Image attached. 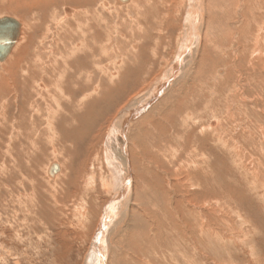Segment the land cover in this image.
<instances>
[{"label":"rangeland","instance_id":"1","mask_svg":"<svg viewBox=\"0 0 264 264\" xmlns=\"http://www.w3.org/2000/svg\"><path fill=\"white\" fill-rule=\"evenodd\" d=\"M145 1H147L146 4ZM145 1L136 0L135 3L130 0L132 5L139 7L141 15L147 9L146 5H149V0ZM188 1L166 0L165 7L158 6V10L161 11L155 12V15L160 16L164 21L160 20V23L156 21V25L154 24L150 29L144 28L147 27L144 21L147 22L150 19V17L147 19V16L150 15H146L144 19L142 16L136 19L135 14L130 10L132 6L130 2L125 4L126 7L124 4H117L116 0H40L37 3L26 1L24 9L21 10L19 6L17 7L16 0L0 1V17H14L23 26L20 35L22 39H19V45L17 44L16 48L22 44L25 57L20 64V57L13 61L11 67L14 73L18 70L24 73L27 68L26 60L30 53L34 52L32 57L38 56L41 61L37 68L41 73L39 72L38 75L45 72L47 75L44 74V76H51L57 69V65L53 66L55 58L58 61L63 54H68L66 48L70 50L73 46L80 51L77 50V53L67 59L71 63L68 74L74 81L77 78L74 82L76 86H85L89 89L87 88L89 82L84 76L82 78L81 72L77 75L73 61L76 60L79 64L88 62L89 59L86 58L88 55L84 53H93L94 59H92L94 68L90 70V72L93 71L89 83L91 84L90 94L92 93L89 99L91 105H87V108L92 106L93 125L89 126L92 128L88 138L78 135L76 140H70L71 137L67 139L58 136L61 133L60 128L62 132H65L73 127V135H68L72 137L77 134L78 129H84L85 119H83L82 110L85 105L75 107V110L81 112L75 115L78 118L77 124L71 125L67 123L69 121L66 113L69 106H67L66 96L60 97V108L55 105V102L50 105V99L46 101V106L34 92L31 93H34L33 97L36 99L32 96H28L29 99L26 97V93L34 89L25 74L20 76L21 79L14 73L5 74L6 79L2 82V90H0V96L2 95L0 98L4 96V101L0 99V103L3 101L0 107L2 104L11 106L10 116H12L16 113L14 105L19 103L20 106L23 103L25 105V102L31 99L33 103L40 105L38 107L42 117L38 114L35 116V113L31 114L33 108H30L31 111L26 108L28 117L24 120L26 123L22 124L26 125L24 128L19 127V129L12 120H9L8 124H1L7 128V134L5 133L0 141L1 158L11 165H17L20 171L15 170L16 173L20 172L17 173L20 175L18 176L13 169L11 181L14 177L16 178L15 186L11 183L13 187L7 186L12 189L6 186V188H0V245H3L0 247V264H85L91 248L96 244L98 246V241L95 240L96 236L100 239L101 231L98 232V230L104 217L106 228L102 231L106 237L101 241H103L102 246L108 245L105 264H114V262L115 264H264V30L261 31V25L264 22V0H218V2L201 0L197 8L199 14L197 13L195 19L197 21L193 28L196 35L193 34L192 39L189 40L188 46L189 44L190 46L187 49L192 50L195 44L202 48V42L205 41V51L202 56L204 59L202 62L188 59L190 53L186 49L188 52L183 54L181 61L179 60L180 66L177 63L175 68L171 66L176 63L181 35L184 34V28L188 25L186 23ZM182 3L186 4L181 5ZM212 3L217 6L211 5ZM128 4L131 6L129 7ZM141 4L145 5L141 6ZM144 6L146 7L143 8ZM168 6L171 7L169 8L172 12L165 17L163 13ZM212 6L215 7V12ZM65 9H70L74 16L76 14L85 16V12L98 15L96 19L93 17L94 25L92 26L94 27L89 31L90 36L82 27L77 28L76 31L72 28L73 25H67L68 21L65 22V20L74 16L67 13ZM224 9L228 10L224 11ZM147 11L145 14H148ZM53 15L55 20L58 18L57 22L51 19ZM200 16L204 17L200 18ZM217 21L222 23L219 24ZM209 26H211L210 29ZM212 28L214 29L211 32ZM145 31L148 33H144ZM251 34L252 40H250ZM234 35L238 36L234 37L235 40L231 38ZM257 35L258 38L260 37L258 41L254 38ZM143 36L147 37L141 38ZM86 41L90 42V48L82 50L83 46L80 43ZM209 43L213 46L211 47ZM104 47H107L108 51ZM251 47L254 51H251ZM63 48L65 50H62ZM233 50L235 55L231 53ZM200 51L201 49L198 53ZM205 62L208 64L207 70L203 65L201 66V63L205 64ZM186 63L188 67L185 72L183 65ZM247 64L251 66V69L246 66ZM49 65L51 67L48 68ZM230 65L235 69L231 70ZM173 68L176 72L172 71ZM2 69L3 67L0 68L1 71ZM169 71H172V75ZM250 73L257 75L255 74L256 77L254 75L252 78L253 75ZM220 74L225 75L223 84L216 82V77ZM40 82L47 86V82ZM208 83H211V86ZM75 89L73 97L79 101L87 90L84 88L80 90L79 87ZM46 90V93L51 92L57 98L54 89L53 92L51 87ZM94 91L97 93H93ZM50 106L51 111L53 110V114L50 113L51 116L48 112ZM52 107H55V111ZM55 113H58L57 117ZM64 116L67 119L63 118ZM38 117L42 120L40 121V118L36 120ZM48 119L55 120V123ZM122 119L125 120L122 132L130 149L127 148L128 152L125 150V159L120 151L122 148L118 149L115 141L114 143L111 141L113 147H110V150L108 149L111 145L108 146L107 142L113 137L115 128L121 126ZM43 121L45 125L41 124ZM31 122H36L33 133H36L40 127H45L46 123L56 132L55 134L47 127H45L46 131L44 130L48 135L50 133L52 135L54 133L53 136L57 135L54 137L56 139H53V149L49 148L50 141L48 142L49 139L46 136L39 149L37 144H33L36 145L35 148L28 144L27 129L29 127L27 126H30ZM16 141L20 142L17 148L14 145ZM59 141L63 144L62 150H64L61 155L68 154L65 158L69 160L64 159L60 154L57 156L61 153ZM6 143L10 145L7 149H5ZM15 149V153L12 152ZM13 160H19L20 163L15 164ZM53 160L62 164L63 171L54 180L47 179L43 173L46 170L45 167H48L47 165ZM0 162V181L8 184L1 179L3 167L2 161ZM126 167L130 170L131 182L129 187L121 189V176L123 171H127ZM114 168L121 170L122 173L117 176ZM21 174H23V180L20 178ZM64 176L65 179L62 181L65 180L66 185L64 184L59 192H51L50 183L59 181ZM34 186L38 190H34L35 195H31L34 202L30 204V200L26 201L22 194L25 190H32ZM6 189L8 192L4 194ZM11 190L15 193L10 192ZM124 191L131 192L129 203L125 206L129 208L128 215L126 214L123 219L124 225L120 227L121 230L119 228L114 238L108 240L107 235H111L114 230L113 220L118 223L119 217L122 218L121 213L118 214V212L127 198ZM15 194H21L22 197L17 195L19 201ZM36 200L39 202L36 203ZM28 202L30 209L34 210L26 208ZM39 204L43 210L38 208ZM44 206L47 208L45 209ZM33 211L35 216L32 214ZM79 221L83 225L77 223ZM129 248L132 250L130 251ZM113 251L117 252L112 253Z\"/></svg>","mask_w":264,"mask_h":264},{"label":"bare ground","instance_id":"2","mask_svg":"<svg viewBox=\"0 0 264 264\" xmlns=\"http://www.w3.org/2000/svg\"><path fill=\"white\" fill-rule=\"evenodd\" d=\"M0 1H3V0H0ZM26 1H30V2H35V3H37V1H40V0H16V4H17V7L19 6V8L21 9V10H23L24 9V4L26 3ZM43 1V0H42ZM135 3H136V0H133ZM143 1H145V0H143ZM181 0H179V2H180ZM200 1L201 0H189L187 3V14H186V20H187V27L186 28H184L185 29V31H184V34L183 35H181L182 36V40H181V45H180V47L178 48V50H177V52H178V55L176 56V63H174V65L173 66H171V67H174L175 66V68H176V66L178 65L177 63H179V60L181 59V57L183 56V54H185L186 52H188L189 51V55H188V59H192V61L193 60H201V62H202V60L204 59V57H202L203 56V53H204V51H205V41L204 42H202V45H203V47L202 48H200L199 46L200 45H196L195 44V46H194V48L191 50H188L187 48H189V46H190V44H189V46H188V42H189V40H191L192 39V37H193V34H195L196 32H194V30H193V28H194V26H195V24H196V21L197 20H195L196 18H197V15L199 14V12H198V10H197V8H198V4L200 3ZM210 1H212V0H210ZM217 2H218V0H216ZM215 1V2H216ZM250 1V0H249ZM259 1V0H258ZM130 2V0H128V1H126V2H123V3H119V2H117L116 1V3L117 4H121V5H125V4H127V3H129ZM170 2H172V1H170ZM178 2V3H179ZM185 2H186V0H185ZM217 2H216V4H217ZM222 2V1H221ZM1 3V2H0ZM44 3V2H43ZM134 3V4H135ZM144 3V2H143ZM147 3V1H145V4ZM166 3V0H149V2H148V4L149 5H146L147 6V9H145L147 12H148V14H145V10H144V14L143 15H141L140 14V12H139V7H137V5H132L131 4V2L129 3V4H131L130 6H131V9L130 10H132L133 11V13L135 14L134 16H136V19H138V17H140V16H142L143 17V19L145 18V16L146 15H150V16H147V19L150 17V19L147 21V22H145L144 21V24L147 26V27H144V28H147V29H150L155 23H157L156 21H158L159 23H160V20L163 22L164 20H162V18H160V16H157V14L155 15V12L156 13H158V6H161V7H163L164 5H166L165 4ZM176 3V2H175ZM220 3V2H219ZM222 3H224V2H222ZM221 3V4H222ZM129 4H128V6H129ZM145 4H141V6H143V5H145ZM186 4V3H185ZM185 4H181V5H185ZM214 3H212L211 5H213ZM216 4H214L215 5V7L217 6ZM220 4V5H221ZM226 4V3H225ZM249 4V3H248ZM255 4V3H254ZM3 5V4H2ZM77 5V4H76ZM140 5V4H139ZM138 5V6H139ZM200 5V4H199ZM223 5V4H222ZM257 5V4H256ZM259 5H261V4H259ZM264 5V4H263ZM1 6V5H0ZM126 7H127V5H125ZM129 6V7H130ZM136 6V7H135ZM146 6H144L143 8H145ZM149 6V7H148ZM174 6V5H173ZM179 6V5H178ZM203 6H205V5H203ZM206 6H207V3H206ZM218 6H219V4H218ZM228 6V5H227ZM230 6V5H229ZM258 6V5H257ZM128 7V8H129ZM165 7V6H164ZM170 6H168L167 8H165V12L163 13V16H165V17H167V14H169V13H171L172 11L170 10V8H169ZM180 7V6H179ZM183 8H185V6H182ZM182 7H181V9H182ZM214 7V8H215ZM223 7V6H222ZM253 7V6H252ZM90 8V7H89ZM142 8V7H141ZM140 8V9H141ZM149 8V9H148ZM201 8V7H200ZM204 8V7H203ZM214 8H213V6H212V9H213V12H215V10H214ZM219 8H220V6H219ZM250 8V7H249ZM91 9V8H90ZM162 9H164V8H162ZM208 9V8H207ZM217 9H218V7H217ZM222 9V8H221ZM220 9V10H221ZM261 9V8H260ZM87 10H89V9H87ZM126 10H127V8H126ZM142 10V9H141ZM174 10V9H173ZM201 10V9H200ZM199 10V11H200ZM228 10V9H227ZM227 10H225L224 9V11H227ZM65 11L67 12V13H70V15L72 14L71 13V10L70 9H65ZM82 12H83V10H81ZM80 11V12H81ZM161 11V10H160ZM159 11V12H160ZM180 11V10H179ZM219 11V10H218ZM255 11V10H254ZM79 12V13H80ZM81 12V13H82ZM117 12V11H116ZM142 12H143V10H142ZM141 12V13H142ZM166 12H168V13H166ZM186 12V11H185ZM203 12H205V11H203ZM202 12V13H203ZM217 12V11H216ZM221 12H223V9L221 10ZM229 12V11H228ZM75 13V12H74ZM78 13V12H77ZM162 13V12H161ZM173 13H174V11H173ZM173 13H172V15H173ZM176 13V12H175ZM198 13V14H197ZM218 14H220V12H217ZM216 13V14H217ZM226 13V12H225ZM229 13H232L231 11L229 12ZM253 13V12H252ZM66 14V13H65ZM76 14V13H75ZM82 14H84V12L82 13ZM81 14V15H82ZM206 14V13H205ZM211 14H213V13H211ZM217 14V15H218ZM223 14V13H222ZM250 14V13H249ZM67 15V14H66ZM65 15V16H66ZM93 14V12H85V16H80V15H78L77 16V14H76V16H74L73 14H72V16H74V17H72V18H70V19H66V17H65V22L66 21H68V23H67V25H70V26H72L73 25V27L72 28H75V30L77 29V28H79V27H82V29L83 30H85L86 31V33L90 36V34H89V31H91V29L94 27V26H92V25H94V23L92 22L94 19H93V17H95V19H96V16L98 17V15H94ZM161 15V14H160ZM170 15V14H169ZM177 15V14H176ZM226 15H228V14H226ZM243 15V14H242ZM253 15V14H252ZM251 15V16H252ZM121 16V15H120ZM212 17H213V15H211ZM219 16V15H218ZM222 16V15H221ZM231 16H233V15H231ZM57 17V16H56ZM201 17H204V16H200V18ZM206 17V16H205ZM234 17H235V15H234ZM53 18V19H52ZM80 18V19H79ZM99 18H100V16H99ZM169 18V17H168ZM199 18V19H200ZM218 18V17H217ZM219 18H221V17H219ZM244 18V17H243ZM252 18V17H251ZM16 19V18H15ZM51 19L52 20H54V21H56L57 22V20H58V18H57V20H55L56 18L54 17V15L53 16H51ZM63 19V18H62ZM98 19V18H97ZM136 19H134V21H136ZM172 19V18H171ZM206 19V18H205ZM236 19V18H235ZM246 19V18H245ZM60 20V19H59ZM215 20V19H214ZM218 20V19H217ZM220 20V19H219ZM253 20V19H252ZM61 21H63V20H61ZM167 21V20H166ZM165 21V22H166ZM232 21V20H231ZM59 22V21H58ZM64 22V23H65ZM138 22V21H137ZM218 22V21H217ZM60 23V22H59ZM139 23V22H138ZM158 23V24H159ZM219 23V22H218ZM220 23H222V22H220ZM219 23V24H220ZM250 23V22H249ZM61 24V23H60ZM96 24V23H95ZM140 24H141V22H140ZM140 24H138V25H140ZM162 24V23H161ZM66 25V24H65ZM156 25V24H155ZM160 25V24H159ZM199 25V24H198ZM209 25V24H208ZM207 25V26H208ZM150 26V27H149ZM165 26V25H164ZM201 26V25H200ZM262 27H261V31L262 30H264V22H263V24L261 25ZM21 27H23V26H21ZM58 27H60V26H58ZM160 27V26H159ZM205 27H206V25H205ZM214 27V26H213ZM216 27V26H215ZM61 28H63V27H61ZM67 27H65V29H66ZM71 28V27H70ZM168 28V27H167ZM203 28V27H202ZM211 28V26H209V29ZM238 28V27H237ZM68 29H69V27H68ZM67 29V30H68ZM183 29V30H184ZM213 29L214 28H212L211 29V32L213 31ZM74 30V29H73ZM73 30H72V33H73ZM202 30V29H201ZM204 30V29H203ZM220 30V29H219ZM238 30V29H237ZM77 31V30H76ZM79 31V30H78ZM198 31V30H197ZM200 31V30H199ZM67 32V31H66ZM81 32V31H80ZM84 32V31H83ZM201 32H203V31H201ZM208 32V31H207ZM210 32V31H209ZM217 32H218V30H217ZM222 32V31H221ZM238 32V31H237ZM247 32V31H246ZM258 32V31H257ZM60 33V32H59ZM75 33V32H74ZM85 33V32H84ZM144 33H148L147 31H145ZM249 33V32H248ZM78 34H80L79 32H78ZM81 34H82V32H81ZM200 34V33H199ZM219 34V33H218ZM246 34V33H245ZM259 34V33H258ZM20 35H21V33H20ZM69 35H70V31H69ZM84 35V34H83ZM102 35V34H101ZM141 35V34H140ZM196 35V34H195ZM209 35V34H208ZM242 35V34H241ZM263 35V34H262ZM261 35V36H262ZM85 36V35H84ZM99 36V35H98ZM97 36V37H98ZM200 36V35H199ZM215 36H216V33H215ZM251 36H252V38H251ZM146 38L147 36H143V37H141V38ZM163 37V36H162ZM234 37H236V35H234V36H232L231 38L232 39H234ZM238 37V36H237ZM236 37V38H237ZM263 37V36H262ZM210 38H212V37H210ZM255 38V40L256 41H258V39L260 38H258V35L256 36V37H254ZM19 39H22V38H19ZM135 39V38H134ZM201 39V38H200ZM253 39V35L251 34L250 35V40H252ZM55 40V39H54ZM138 39H136V41H137ZM143 40V39H142ZM235 40V39H234ZM238 40V39H237ZM246 40V39H245ZM19 41V40H18ZM72 41V40H71ZM75 41H77V40H75ZM203 41V40H202ZM214 41V40H213ZM216 41V40H215ZM247 41V40H246ZM58 42V41H57ZM70 42V41H69ZM141 42V41H140ZM197 42H198V39H197ZM211 42V41H210ZM240 42V41H239ZM263 42V41H262ZM23 43V42H22ZM89 43L90 42H82V43H80V44H82L81 46H83L81 49L82 50H89V48H90V45H89ZM106 43V42H105ZM208 43V42H207ZM17 44H18V42L16 43V45H15V47L13 48V50L11 51V53L9 54V56L5 59V61H3V62H1L0 63V68L1 67H3V69H2V71L0 70V90H2L1 89V87H2V82L6 79V76H5V74H9V75H11L12 73H14L12 70V67H11V65H12V63H13V61H15V60H17L19 57V64H20V62L21 61H23L22 60V58L23 57H25L24 55H25V52H22V44L19 46V47H17L16 48V46H17ZM56 44H59V43H56ZM70 44V46H71V43H69ZM74 44L76 45V42H74ZM73 44V45H74ZM193 44V43H192ZM210 44V43H209ZM215 44H216V42H215ZM258 44V43H257ZM19 45V44H18ZM61 45H62V42H61ZM60 45V46H61ZM63 45H65V44H63ZM74 45V46H75ZM206 45H208V44H206ZM211 45V44H210ZM245 45V44H244ZM57 46V45H56ZM155 46V45H154ZM213 45H211V47H212ZM216 46V45H215ZM240 46V45H239ZM246 46V45H245ZM250 46H252L253 47V45H251L250 44ZM255 46V45H254ZM67 47V46H66ZM69 47V46H68ZM94 47V46H93ZM235 47V46H234ZM233 47V48H234ZM248 47V46H247ZM247 47H246V50H247ZM252 47H251V51H254L255 50V48L253 47V49L254 50H252ZM257 47V46H256ZM260 47V46H259ZM15 48H16V50H15ZM57 48V47H56ZM76 47H73V46H71L70 47V50L68 49V48H66V51H67V53L68 54H66V56H65V54H63V57L61 58V59H59L58 58V61H56V59L57 58H55V61H54V63H53V66H56V71L54 70V72H52V75L51 76H44V74H46L45 72H44V74H42V75H38L39 74V72H40V70H38L37 68H39V64H41V61H40V57H32L33 56V54H34V52H33V54L32 53H30L31 55H29V57H28V59L26 60L27 61V68H26V70L24 71V73H23V71H21V70H18L16 73H14V74H17V75H19V77L20 76H22L23 74H25V76L26 77H28L29 79H30V82H31V84H32V87H33V91H31L30 90V92H28V93H26L27 95H26V97H28V96H35V95H33L34 93L36 94V97H39L38 99L39 100H41L42 102L41 103H45V105L47 106V104H46V101L48 100V99H50L51 100V102H49L50 103V105L53 103V102H55L56 104V106L57 107H61V105H60V97H64V96H66V101L68 102V105L67 106H69L68 108H67V118H68V121L69 122H67V123H70L71 125H72V123H75V125L77 124V116H75V115H77V113H80L81 111H79L78 112V110H75V107H77V108H79V107H83L84 105H85V107H84V109L82 110V112H83V119H85V122H84V124L85 125H83L84 126V129H78L77 130V134H74V137H72V136H68V135H73V131H74V128L72 127L71 128V130L69 129V130H67V131H65V132H62L61 131V128H60V134H58V136H61V137H65V138H67V139H69L68 137H71L70 138V140H76V137L78 136V135H80V137H82V138H88V136L91 134V128L89 127L90 126V124H91V126L93 125V119H92V111H91V108H92V106L90 107V108H87V105L89 104V105H91L90 103H91V100H89L90 99V95L92 94H90V91H91V84H89L90 82H91V77H90V75H91V72L93 71H91L90 72V70L92 69V68H94V63H93V53H89V54H86V53H84L85 55H88L86 58H88L89 59V61L87 62H84V63H81V64H79V63H77V61L76 60H74L73 62L75 63V67L74 68H76L77 70H76V73H77V75L81 72V76H82V78H83V76H84V78L89 82V83H87V88H89V89H86L85 88V86L83 87V86H76L75 85V81L77 80V78H76V80L74 81L73 80V78H70V75L68 74L69 73V71H70V67H71V63L70 62H68V58H70V56L71 55H73V54H75V53H77V50H79V48L77 49H75ZM102 48V47H101ZM105 48V47H104ZM107 48V47H106ZM105 48V50H107ZM134 48V47H133ZM209 48V47H208ZM216 48H218V46H216ZM236 48V47H235ZM49 49H50V47H49ZM58 49V48H57ZM59 49H61V48H59ZM99 49V48H98ZM186 49L188 50V51H186ZM199 49H201V51H200V53H198L199 52ZM261 49V48H260ZM15 50V51H14ZM38 50V49H37ZM54 50V49H53ZM62 50H65L64 48L62 49ZM92 50V49H91ZM103 50V49H102ZM151 50V49H150ZM211 52H213L212 51V49H209ZM235 50H237V49H235ZM242 50V49H241ZM243 50H245L244 49V46H243ZM242 50V51H243ZM35 51V50H34ZM61 51V50H60ZM70 51V52H69ZM80 51V50H79ZM108 51V50H107ZM117 51V50H116ZM207 51V50H206ZM22 52V53H21ZM36 52V51H35ZM55 52V51H54ZM61 52H63V51H61ZM65 52V51H64ZM63 52V53H64ZM86 52V51H85ZM224 52V51H223ZM234 52V53H233ZM233 52H231L233 55H235V51L233 50ZM238 52H239V50H238ZM245 52V51H244ZM256 52H258V50H256ZM255 52V53H256ZM12 53H13V55H12ZM50 53H52L51 52V50H50ZM243 53V52H242ZM250 53V52H249ZM261 53V52H260ZM260 53H258V55L260 54ZM20 54H21V56H20ZM54 54V53H53ZM57 54V53H56ZM211 54V53H210ZM215 54H220V53H215ZM241 54V53H240ZM244 54V53H243ZM252 54V53H251ZM250 54V55H251ZM37 55V54H36ZM55 55V54H54ZM91 55V56H90ZM120 55V54H119ZM212 55V54H211ZM222 55V54H221ZM223 55H224V53H223ZM245 55V54H244ZM253 55V54H252ZM256 55V54H255ZM50 56H52V55H50ZM60 56V55H59ZM216 56V55H215ZM237 56V55H236ZM242 56V55H241ZM240 57V56H239ZM243 57V56H242ZM250 57H252L253 58V56H250ZM260 57V56H259ZM54 58V57H53ZM72 58V57H71ZM85 58V59H86ZM117 58V57H116ZM213 58V57H212ZM237 58V57H236ZM255 58V57H254ZM256 58H258V56L256 57ZM256 58H255V60H256ZM76 59V58H75ZM93 59V60H92ZM216 59V58H215ZM239 59V58H238ZM51 60H52V58H51ZM206 60V59H205ZM251 60V59H250ZM261 60V59H260ZM181 61V60H180ZM207 61V60H206ZM212 61V60H211ZM234 61V60H233ZM249 61V60H248ZM257 61H258V59H257ZM241 62V61H240ZM18 63V62H17ZM26 63V62H25ZM112 63V62H111ZM181 63V62H180ZM180 63H179V66H180ZM195 63V62H194ZM232 64H233V62H231ZM238 63V62H237ZM253 63V62H252ZM258 63V62H257ZM260 63V62H259ZM262 63V62H261ZM118 64V63H117ZM14 65V64H13ZM39 65V66H38ZM169 65V64H168ZM203 65V67H204V69H206V65H208V64H206V62H205V64H203V63H201V66ZM241 65V64H240ZM251 65V64H250ZM253 65V64H252ZM53 66H52V68H53ZM82 66V67H81ZM136 66V65H135ZM244 66H245V64H244ZM247 67L249 66V64H247L246 65ZM49 67H51L50 65L48 66V68ZM106 67V66H105ZM105 67H104V69H105ZM183 67L185 68L184 70H185V72H186V67H188V65H187V63L185 64V65H183ZM230 67H231V70L232 69H235V67H233L232 65H230ZM100 68V67H99ZM107 68V67H106ZM126 68V67H125ZM175 68H173V70L172 71H175L176 72V70H174ZM239 68V67H238ZM249 68L251 69V66H249ZM43 69H44V67H43ZM138 69V68H137ZM168 69H170V68H168ZM204 69H202V70H204ZM136 70V69H135ZM145 70V69H144ZM143 70V71H144ZM201 70V69H200ZM207 70V69H206ZM245 70V69H244ZM248 70V69H247ZM22 73H21V72ZM49 71V70H48ZM53 71V70H52ZM110 71V70H109ZM142 71V70H141ZM171 71V72H172ZM182 71V70H181ZM198 71V70H197ZM205 71V70H204ZM235 71V70H234ZM95 72V71H94ZM102 72V71H101ZM107 72V71H106ZM170 72V71H169ZM170 72V73H171ZM208 72V71H207ZM237 72H239V70L237 71ZM245 72V71H244ZM250 72V71H249ZM41 73V72H40ZM104 73V72H103ZM216 72H214V74H215ZM235 73V72H234ZM111 74V73H110ZM248 74V73H247ZM250 74H252V73H250ZM256 73H254V75H255ZM47 75V74H46ZM77 75H75L76 77H77ZM111 75H113V74H111ZM110 75V77H112ZM118 75V74H117ZM170 75H172V73L170 74ZM169 75V76H170ZM181 74H179V76H180ZM253 75V74H252ZM254 75L253 76H251L252 78L254 77ZM257 75V74H256ZM256 75H255V77H256ZM182 76V75H181ZM216 75H214V77H215ZM236 76H238V75H236ZM8 77V76H7ZM224 77H225V75H217V83H222L223 81L225 82V80H224ZM238 77H240V76H238ZM108 78V77H107ZM113 78H114V76H113ZM189 78V77H188ZM247 78H248V76H247ZM20 79H21V77H20ZM34 79V80H33ZM112 79V78H111ZM185 79V78H184ZM236 79V78H235ZM234 79V81H236ZM240 80H242L241 79V77L239 78ZM238 79V80H239ZM71 80H72V82H71ZM183 80V79H182ZM214 80H216V79H214ZM249 80H251V78L249 79ZM254 80V79H253ZM256 80H257V78H256ZM40 81H45V82H47V86H45V85H42L41 84V82ZM110 81V80H109ZM181 81V80H180ZM204 81V80H203ZM207 81V80H206ZM232 81V80H231ZM7 82V81H6ZM39 82V83H38ZM120 82V81H119ZM177 82V81H176ZM212 82V81H211ZM223 82V83H224ZM28 83H29V81H28ZM36 83H38V84H36ZM77 83V82H76ZM180 83V82H179ZM192 83V82H191ZM195 83V82H194ZM205 83V82H204ZM216 83V84H217ZM222 83V84H223ZM237 83V82H236ZM250 83H251V81H250ZM21 84V83H20ZM30 84V83H29ZM43 84H44V82H43ZM63 84H65V86L63 85ZM78 84V83H77ZM98 84V83H97ZM188 84V83H187ZM208 84H210V86H211V83H208ZM215 84V83H214ZM7 85H8V82H7ZM94 85V84H93ZM93 85H92V87H93ZM177 85V84H176ZM190 85H192V84H190ZM237 85V84H236ZM241 85H242V83H241ZM97 86V85H96ZM173 86V85H172ZM175 86V85H174ZM186 86V85H185ZM204 86V85H203ZM208 86V85H207ZM209 86V87H210ZM244 86V85H243ZM255 86V85H254ZM257 86V85H256ZM262 86V85H261ZM7 87V86H6ZM25 87H27V86H25ZM39 87H42L41 89H39ZM51 87V89H52V92H53V89H54V93H57V98L55 97V94H53V93H46V91L47 92H49L48 90H46V88L47 89H49ZM76 87H79V88H81L80 90H82L83 88H84V90L86 89L87 90V92H85L84 94L85 95H83L84 97H82L79 101L78 100H76V99H74V97H73V93H74V91L76 90L75 88ZM194 87V86H193ZM235 87V86H234ZM20 88V87H19ZM205 88V87H204ZM7 89V88H6ZM11 89V88H10ZM24 89V88H23ZM205 89H208V88H205ZM211 89H212V87H211ZM25 90V89H24ZM46 90V91H45ZM204 90V89H203ZM7 91H9V89L7 90ZM42 91H45L44 93L42 92ZM99 91V90H98ZM206 91V90H205ZM207 91H209V90H207ZM217 91V90H216ZM5 92V91H4ZM31 92H34L33 94L31 93ZM97 93V91H94L93 93ZM214 92V91H213ZM46 93V94H45ZM219 93V92H218ZM4 94V93H3ZM8 94V93H7ZM16 94V93H15ZM82 94H83V92H82ZM88 94V95H87ZM222 94V93H221ZM153 96H154V92H153V94H152ZM2 96V95H1ZM0 96V97H1ZM16 96H17V94H16ZM15 96V97H16ZM21 96V95H20ZM15 97H13L14 99H15ZM196 97V96H195ZM214 97V96H213ZM4 98V96L2 97V98H0V99H3ZM7 98H9V97H7ZM17 98V97H16ZM33 98H35V97H33ZM261 98V97H260ZM28 99H29V97H28ZM36 99V98H35ZM52 99H53V101H52ZM150 99V98H149ZM31 100V99H30ZM26 101L25 102V105H24V103L20 106V103L19 104H17V105H14V109L16 110L15 112L16 113H14V115H12V116H10V107L11 106H8V105H3L2 104V106L0 107V125L1 124H8V122H9V120L11 121L12 120V122H14L15 124H17L18 125V128L19 127H21V128H24L26 125H22V124H24V123H26L24 120L26 119V117H28V116H26L27 115V113H26V108H29V110H30V108L32 109H34V110H30L31 111V114L33 113V115H34V113H35V116L38 114L39 116L41 115V111H40V105L38 104V105H36L35 103H33L32 101ZM49 100V101H50ZM212 100H214V99H212ZM3 101H4V99H3ZM3 101H1V103L3 102ZM57 101V102H56ZM144 101V100H143ZM146 101V100H145ZM193 101V100H192ZM23 102V101H22ZM37 102V101H36ZM90 102V103H89ZM0 103V104H1ZM14 103V102H13ZM16 103V102H15ZM145 103V102H144ZM147 104H148V102H146ZM210 103V102H209ZM209 103H207V104H209ZM36 106H35V105ZM143 104V103H142ZM81 105V106H80ZM146 105V104H145ZM26 106H28V107H26ZM39 106V107H38ZM50 109L48 110V112H49V114L51 113V114H53V110L51 111V106L49 107ZM53 108V107H52ZM55 108V107H54ZM53 108V109H54ZM76 108V109H77ZM135 109H136V107H135ZM134 109V110H135ZM147 109V108H146ZM28 110V109H27ZM81 110V109H80ZM14 111V110H13ZM54 111H55V109H54ZM56 111H57V108H56ZM28 112V111H27ZM47 112V111H46ZM86 112H88L86 115H85V113ZM29 114V113H28ZM47 114V113H46ZM49 114H47V115H49ZM51 114H50V116H51ZM131 114H132V112H131ZM130 114V116H132ZM37 115V116H38ZM29 116H31L30 114H29ZM55 116L57 117L58 116V113L56 114L55 113ZM40 117H42V116H40ZM40 117H38V118H36V120L37 119H39ZM59 117H61V116H59ZM79 117V116H78ZM95 117V116H94ZM128 116H126V118H127ZM186 117V116H185ZM35 118V117H34ZM51 119H53L54 117H50ZM63 118H65V116L63 117ZM67 118H65V119H67ZM50 119V120H51ZM56 119H58V118H56ZM188 119V118H187ZM30 120V119H29ZM42 119L40 118V121H41ZM49 120V119H48ZM49 120V121H50ZM32 121H35V120H32ZM39 121V122H40ZM52 121V120H51ZM50 121V122H51ZM54 121V123H55V120H53ZM52 121V122H53ZM61 121V120H60ZM37 122V121H36ZM35 122V123H36ZM38 122V123H39ZM45 121H43L41 124H43ZM47 122V121H46ZM120 122H122L121 123V126L119 125L117 128H115V133L117 134H115L114 132H113V137L110 139V140H107V142H108V146L109 145H111V146H109V149L108 150H110V147L112 148L113 146H112V144L114 143V141L116 142V145L118 146V149H120V148H122V150H120V151H122V156L124 157V159L126 158V156H125V150L128 152V149H129V144H128V142H127V140H125V136L123 135V132H122V130H123V128H124V125H125V120L124 119H122ZM35 123L34 122H31V124H30V126H27V132H29V136H27V138H29L28 140H27V142H28V144L32 147V148H35V146L36 145H33V144H37V145H39L38 146V148L37 149H39V148H41V142H43V140H44V138H45V136L49 139L48 140V142L50 141V146H49V148L50 147H52V149H53V143H54V140L53 139H56V138H54L55 136H57V135H55V136H53L54 135V133H53V135H52V133H50L49 135H48V133H45V131H46V129H45V127H47V129L49 130H52V128L50 127V126H48L47 125V123H46V126L45 127H37V128H39V129H35L36 130V133H33L34 132V128H36L35 127ZM49 123V122H48ZM62 123V122H61ZM40 124V125H41ZM50 125H51V123H49ZM111 124V123H110ZM12 125V124H11ZM43 125H45V123L43 124ZM57 125V124H56ZM42 126V125H41ZM55 127V126H54ZM70 127V126H69ZM20 129V128H19ZM19 129H18V132H19ZM63 129H64V127H63ZM95 129V128H94ZM45 130V131H44ZM66 130V129H65ZM209 130V129H208ZM44 131V132H43ZM53 131V130H52ZM57 131V130H56ZM136 131V130H135ZM48 132V131H47ZM53 132H55V131H53ZM66 132H67V134H66ZM69 132H70V134H69ZM134 132V131H133ZM5 133L7 134V128L5 127V126H3V125H1L0 126V141L2 140V138L5 136ZM59 133V132H58ZM93 133V132H92ZM220 133V132H219ZM55 134H56V132H55ZM65 134L67 135V136H65ZM109 134V133H108ZM134 134V133H133ZM214 134V133H213ZM23 135V134H22ZM32 135H33V137H32ZM116 136V137H115ZM79 137V138H80ZM90 137V136H89ZM109 137V136H108ZM93 138V135H92V137H91V139ZM10 139V138H9ZM81 139V138H80ZM59 140V139H58ZM78 140V139H77ZM111 141L113 142V143H111ZM17 143L16 144H14V145H16V148H17V144L18 145H20V142L19 141H16ZM134 142V141H133ZM59 143V145H60V147L58 146V144H56V142H55V144L57 145V147H59L60 148V150H61V153H58V155L57 156H59V154L61 155V154H63V152H64V150H62L63 148V144H61L60 143V141L58 142ZM91 143V142H90ZM89 143V144H90ZM136 143V142H135ZM7 144V143H6ZM0 145H2L1 143H0ZM21 145H23V144H21ZM93 145V144H92ZM44 146V145H43ZM134 146V145H133ZM1 147V146H0ZM10 147V145L9 144H7V147L5 148V149H7V148H9ZM31 147H29V148H31ZM54 147H56L55 145H54ZM56 147V148H57ZM135 147V146H134ZM138 147V146H137ZM90 148V147H89ZM108 148V147H107ZM128 148V149H127ZM51 149V148H50ZM49 149V150H50ZM123 149H124V153H123ZM133 149H135V148H133ZM138 149V148H137ZM136 149V150H137ZM41 150V149H40ZM68 150V149H67ZM66 150V151H67ZM88 150V149H87ZM130 150V149H129ZM139 150V149H138ZM15 151H16V149L14 150V151H12V152H14L15 153ZM65 151V152H66ZM7 152V151H6ZM51 152V151H50ZM57 152H59V151H57ZM18 153V152H17ZM52 153H53V151H52ZM131 153H132V151H131ZM29 154V153H28ZM55 154V153H54ZM111 154V153H110ZM9 155H11L10 153H9ZM14 155H18V154H14ZM21 155V154H20ZM39 155V154H38ZM67 157H68V154H65ZM65 155L63 156V155H61L64 159H66V160H69L68 158H65ZM120 155V154H119ZM131 155V154H130ZM169 155V154H168ZM24 156V155H23ZM140 156V155H139ZM14 157V156H13ZM120 158H121V156H119ZM8 158V157H7ZM17 158V157H16ZM163 158V157H162ZM18 159V158H17ZM192 159V158H191ZM16 160V159H15ZM115 160V159H114ZM0 161H2V167H3V171H2V174H1V179H4L5 181H7L8 182V184L7 183H3V182H1L0 181V188L1 187H7V188H9V189H12L11 187H13V186H15L14 184H15V177L13 178V180L11 181V174L13 175V173H14V171L12 172V170L14 169H16V170H19V167H16L17 165H11L7 160H3L2 158H1V155H0ZM14 161V160H13ZM127 161V160H126ZM193 161V160H192ZM12 162V161H11ZM15 162V164H16V162H18V163H20L19 162V160H17V161H14ZM53 162H54V160H53ZM51 163V164H48L47 166L48 167H45L46 168V170H45V172H43V173H45V175H46V178L47 179H55L60 173H61V171H62V164L61 163H57V162H54V163ZM69 162V161H68ZM121 162V161H120ZM195 162V161H194ZM1 163V162H0ZM118 163H119V161H118ZM185 163V162H184ZM114 164H117V163H114ZM19 165V164H18ZM52 165H56L57 167H58V169H57V171L55 172V173H53L51 176H49V174H48V171H49V168L52 166ZM120 165H121V163H120ZM186 165V164H185ZM133 166V165H132ZM1 167V168H2ZM135 167V166H134ZM141 167V166H140ZM118 168H119V166H118ZM131 168V167H130ZM115 169V168H114ZM134 169V168H133ZM136 169V168H135ZM137 169H139V168H137ZM16 170H15V173H16ZM116 170V169H115ZM122 170H123V168H122ZM126 170L127 171H123V174H122V176H121V178H122V186H121V189L123 188V187H129L130 186V170H129V168L128 167H126ZM141 170V169H140ZM187 170V169H186ZM20 171V170H19ZM63 172V171H62ZM65 172V171H64ZM116 175L118 176V174L119 173H122V171L120 170V171H118V170H116ZM0 173H1V171H0ZM17 173H20V172H17ZM16 173V174H17ZM26 173V175H27V172H25ZM75 173V172H74ZM162 173V172H161ZM62 174V173H61ZM77 174V173H76ZM18 175V174H17ZM20 175V174H19ZM18 175V176H19ZM22 175L23 174H21V176H20V178L22 179ZM115 175V174H114ZM15 176V175H14ZM77 177H78V175H76ZM91 176V175H90ZM116 176V177H117ZM75 178V177H74ZM92 178V177H91ZM94 178V177H93ZM10 179V180H9ZM63 179H65V176L63 177V178H61V179H59V181H53V183H50V186H49V188L51 189V192H53L54 191V193H56V192H59V190L64 186V184L66 185V181L64 180V181H62ZM112 179V178H111ZM111 179H110V181H111ZM20 180V179H19ZM23 180V179H22ZM67 180H68V178H67ZM104 180V179H103ZM71 181V180H70ZM139 181V180H138ZM18 182V181H17ZM42 182V181H41ZM64 182V183H63ZM67 182H69V181H67ZM78 182V181H77ZM90 182V181H89ZM88 182V183H89ZM11 183L13 184V186L11 185ZM48 184H49V182H47ZM147 183V182H146ZM20 184V183H19ZM22 184V183H21ZM20 184V185H21ZM106 184V183H105ZM115 184H116V182H115ZM7 185H10V186H7ZM37 185V184H36ZM74 185V184H73ZM112 185V184H111ZM127 185V186H126ZM136 185V184H135ZM189 185V184H188ZM191 185V184H190ZM39 186V185H38ZM38 186H37V188H38ZM70 186V185H69ZM68 186V187H69ZM76 186V185H75ZM5 187V188H6ZM106 187V186H105ZM112 187V186H111ZM22 188V187H21ZM30 188V187H29ZM40 188V187H39ZM54 188V189H53ZM86 188H87V186H86ZM85 188V189H86ZM14 189L15 190H17V188H15L14 187ZM130 189V188H129ZM186 189V188H185ZM3 190H5V189H3ZM34 190H36V188H35V186L33 187V189L32 190H30V191H28V190H25V192L22 194L23 195V197L24 198H26V201H28V200H30V204H32L34 201H32V199H33V196H31L32 194L33 195H35V191ZM38 190V189H37ZM36 190V191H37ZM42 190H44V189H42ZM57 190V191H56ZM144 190V189H143ZM2 191V190H1ZM120 191V190H119ZM127 191V190H126ZM202 191V190H201ZM200 191V192H201ZM5 192H8L7 191V189H6V191H4V194H7V193H5ZM10 192H13V194L15 193V191H10ZM125 192V191H124ZM188 192V191H187ZM126 193V192H125ZM129 193H131V192H127L126 193V201H124L122 204H121V208L119 209V212H118V214L119 213H121V215H122V218L121 217H119L120 218V221L117 223V221L115 220H113V223H115V226H114V230H113V233L111 234V235H107L108 237H109V239L108 240H112V238H114V236H115V234H116V231H118L119 230V228L122 226V225H124L123 224V219L126 217V214H127V210L129 209V208H127V207H125L126 206V204L128 205V200H129V198H130V194ZM141 194V193H140ZM186 194H188V193H186ZM3 195V194H2ZM9 195V194H8ZM16 195V194H15ZM18 196H20L21 194H17ZM16 195V199H17V201H19V199H18V196ZM32 197H30V196ZM10 196V195H9ZM12 196H14V195H12ZM125 196V195H124ZM188 196V195H187ZM186 196V197H187ZM15 197V196H14ZM13 197V198H14ZM20 197H22V196H20ZM194 197V196H193ZM34 198H35V196H34ZM188 198V197H187ZM186 198V199H187ZM8 199H10V197H8ZM177 199V198H176ZM25 200V199H24ZM23 200V201H24ZM34 200V199H33ZM40 200V199H39ZM2 201V200H1ZM15 201V200H14ZM22 201V202H23ZM26 201H24V202H26ZM38 200H36V203H38L37 202ZM4 202V201H3ZM183 202V201H182ZM4 203H6V202H4ZM17 203V202H16ZM146 203V202H145ZM144 203V204H145ZM17 204H19V203H17ZM23 204V203H22ZM21 204V205H22ZM35 204V203H34ZM114 204V203H113ZM1 205H3V204H1ZM24 205V204H23ZM27 205V204H26ZM26 205L24 206V207H26ZM36 205V204H35ZM131 205V204H130ZM29 206V202H28V205H27V207L26 208H29V210H31L30 209V206ZM38 206V208H40V210H41V208L42 207H39L40 206V204L39 205H37ZM37 206H36V208H37ZM46 206V205H45ZM44 206V207H45ZM3 207V206H2ZM5 207V206H4ZM57 207V206H56ZM21 208H23V207H21ZM35 208V207H34ZM38 208H37V210H38ZM47 207H45V209H46ZM143 208V207H142ZM5 209H7V208H5ZM20 209V208H19ZM135 209H136V207H135ZM153 209H154V207H153ZM3 210H4V208H3ZM2 210V211H3ZM25 210V209H24ZM32 210H34V209H32ZM31 210V211H32ZM42 210H43V208H42ZM140 211V210H139ZM29 212V211H28ZM136 212H137V210H136ZM135 212V213H136ZM13 213V212H12ZM25 213H26V211H25ZM143 213V212H142ZM29 214H31V212H29ZM32 214H34V211H33V213ZM39 214V213H38ZM141 214V213H140ZM128 215V214H127ZM155 215V214H154ZM196 215V214H195ZM198 215H200V214H198ZM27 216V215H26ZM30 216V215H29ZM34 216H35V214H34ZM1 217V216H0ZM38 217V216H37ZM146 217V216H145ZM151 217H153V216H151ZM155 217V216H154ZM166 217V216H165ZM8 218V217H7ZM31 218V217H30ZM40 218V217H39ZM38 218V219H39ZM14 219H15V217H14ZM141 219V218H140ZM168 219V218H167ZM33 220V219H32ZM35 220V219H34ZM40 220V219H39ZM146 220V219H145ZM144 220V221H145ZM24 222H25V220H23ZM143 221V222H144ZM203 221V220H202ZM82 222V221H81ZM108 222V221H107ZM166 222V221H165ZM9 223V222H8ZM77 223H79V224H81L80 223V221L79 222H77ZM139 223H140V221H139ZM142 224V223H141ZM163 224V223H162ZM200 224H201V222H200ZM9 225V224H8ZM81 225H83V224H81ZM80 225V226H81ZM130 225V224H129ZM132 225V224H131ZM144 225V224H143ZM106 226V218L104 217V219H103V221H102V223H101V227L99 228V230H98V232H100L101 231V234H100V239L98 238V236H96V240L95 241H98L97 243H98V246H97V244L96 245H94V247H92L91 248V250H90V252H89V254H88V257H87V260H86V263L85 264H105L106 262H105V257H106V251H107V249H108V245H107V247L106 246H102V242L103 241H101V239H103L104 237H106V234L104 233V231H102V230H105L104 228H106L105 227ZM169 226V225H168ZM181 226V225H180ZM195 226V225H194ZM193 226V227H194ZM200 226V225H199ZM132 227V226H131ZM136 227V226H135ZM150 227V226H149ZM165 227V226H164ZM202 227V226H201ZM200 227V228H201ZM132 228H134V227H132ZM141 228V227H140ZM156 228H158V227H156ZM153 229H154V227H153ZM120 230H121V228H120ZM137 230H139V229H137ZM157 230V229H156ZM134 231V230H133ZM140 231V230H139ZM150 231V230H149ZM1 232V231H0ZM137 233V232H136ZM139 233V232H138ZM165 233V232H164ZM175 233V232H174ZM173 233V234H174ZM157 235V234H156ZM179 235V234H178ZM131 236V235H130ZM136 236H137V234H136ZM199 236H200V234H199ZM132 237V236H131ZM139 237V236H138ZM156 238V237H155ZM40 241V240H39ZM148 241V240H147ZM184 242V241H183ZM198 242V241H197ZM139 244V243H138ZM149 244V243H148ZM143 245V244H142ZM156 245V244H155ZM1 246H3L2 244L0 245V247ZM132 246V245H131ZM122 249V248H121ZM130 249V251L132 250L131 248H129ZM154 249V248H153ZM157 249V248H156ZM4 250V249H3ZM116 253L117 251H113L112 253ZM125 252H126V248H125ZM135 252V251H134ZM130 253V252H129ZM159 253V252H158ZM8 254V253H7ZM120 254V253H119ZM111 255V254H110ZM132 255H133V253H132ZM119 256H121V255H119ZM134 256V255H133ZM109 257V256H108ZM113 257V256H112ZM151 258V257H150ZM168 258V257H167ZM166 258V259H167ZM110 259V258H109ZM129 259V258H128ZM147 259V258H146ZM169 259V258H168ZM108 260V259H107ZM125 260H127V258H125ZM120 262V261H119ZM168 262V261H167ZM121 263V262H120ZM125 263H127V262H125ZM111 264V263H110ZM114 264H115V262H114ZM123 264V263H122ZM171 264V263H170Z\"/></svg>","mask_w":264,"mask_h":264},{"label":"water","instance_id":"3","mask_svg":"<svg viewBox=\"0 0 264 264\" xmlns=\"http://www.w3.org/2000/svg\"><path fill=\"white\" fill-rule=\"evenodd\" d=\"M119 3L126 2L128 0H116ZM21 23L11 16L0 17V63L5 61L9 56L16 43L20 38ZM58 167L52 165L49 168L48 174L51 176L57 171Z\"/></svg>","mask_w":264,"mask_h":264}]
</instances>
